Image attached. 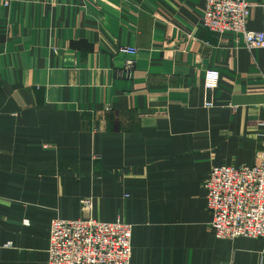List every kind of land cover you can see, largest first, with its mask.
<instances>
[{"label": "crops", "instance_id": "obj_1", "mask_svg": "<svg viewBox=\"0 0 264 264\" xmlns=\"http://www.w3.org/2000/svg\"><path fill=\"white\" fill-rule=\"evenodd\" d=\"M206 1L0 0V264H47L89 198L132 226L131 264H264V239L215 237L204 188L258 163L264 49L204 29Z\"/></svg>", "mask_w": 264, "mask_h": 264}, {"label": "built area", "instance_id": "obj_2", "mask_svg": "<svg viewBox=\"0 0 264 264\" xmlns=\"http://www.w3.org/2000/svg\"><path fill=\"white\" fill-rule=\"evenodd\" d=\"M250 14L247 0H207L201 25L217 34L242 38L249 50L264 49V33L248 30ZM118 53L135 56L137 49L123 46ZM220 79L219 71H207L205 90L216 89ZM204 188L217 239H264V146L252 167H213ZM81 206L86 214L83 218L53 220L47 264H131L132 226L95 220L90 198L83 199Z\"/></svg>", "mask_w": 264, "mask_h": 264}]
</instances>
